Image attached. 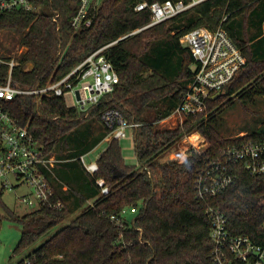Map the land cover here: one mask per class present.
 <instances>
[{"label":"trees","instance_id":"trees-1","mask_svg":"<svg viewBox=\"0 0 264 264\" xmlns=\"http://www.w3.org/2000/svg\"><path fill=\"white\" fill-rule=\"evenodd\" d=\"M167 0H102L90 27L72 26L81 0H32L38 11L12 12L0 16V32L20 37L25 49L13 69V86L24 90L43 89L76 69L90 54L110 45L104 54L112 62L120 82L114 92L86 111L70 109L54 93L17 96L8 110L19 126L27 129L46 148L73 150L65 156L69 170L60 179L69 187L60 210L44 207L8 217L21 226L15 253L37 244L46 234L54 235L18 264H214L210 239L209 207L227 217L234 236H248L264 243V175L250 176L236 166V183L205 202L197 199L195 183L209 162L224 160L232 144L264 139V130L243 137L223 138L215 129L216 115L233 99L264 97V0H207L162 24L151 22L148 10L136 12L141 3ZM252 26L258 29L250 35ZM205 27L227 31L247 61L222 94L208 102V109L187 118L174 129H158L173 114L192 79L195 60L181 39ZM9 68L0 66V84ZM109 110L119 111L133 129L139 166L126 163L120 141L107 127L96 140L89 126L81 136L74 133L89 121L101 125ZM199 132L209 146L191 152L182 163L161 162L164 155L186 136ZM111 141L98 160L99 171L87 174L80 156L92 151L105 137ZM109 188L101 195L97 180ZM5 190L0 192L1 197ZM93 200L92 205L88 204ZM136 209L129 224L123 211ZM82 210L71 218L75 211ZM120 219V224L112 220Z\"/></svg>","mask_w":264,"mask_h":264},{"label":"built area","instance_id":"built-area-1","mask_svg":"<svg viewBox=\"0 0 264 264\" xmlns=\"http://www.w3.org/2000/svg\"><path fill=\"white\" fill-rule=\"evenodd\" d=\"M205 1L207 0H167L152 4L145 2L138 4L135 11H150L151 22L147 27H152L171 20ZM101 2L102 0H81L80 10L73 18L72 26L77 30L90 27L94 12ZM36 10L38 11L32 0H0V16ZM181 44L190 50L195 65L192 79L172 114L182 119L180 124L189 117H196L205 112L209 100L218 98L247 63L242 50L221 27L218 30L197 28L186 34L181 39ZM108 47L110 45L90 54L76 69L55 84L35 90L14 87L12 73L19 62L15 59L0 58V66L6 65L9 68L6 83L0 84L1 190L26 187L28 192L19 196V201L32 211L44 207L60 210L64 207V202L57 196L48 179V172L54 167V160L49 158L44 145L27 129L18 125L8 110V104L17 96L52 92L58 97H63L70 109L86 111L98 105L104 96L114 92L120 82L112 62L104 54ZM102 122L111 130V137L118 141L127 137L128 129L138 127L137 124L129 123L116 110L105 112ZM179 143L170 150L171 153ZM192 151L186 153L180 150L174 158L170 156L172 159L169 161L186 160ZM224 155V160L209 162L198 174L195 183L197 199L205 202L232 187L238 179L237 165L250 176L264 175V139L232 144L226 148ZM84 167L92 176L99 171L97 162L84 164ZM97 186L101 195L109 194V188L103 179L97 180ZM258 204L264 206V199ZM130 210L136 213V209ZM127 211H123L122 215ZM207 216L211 223L210 239L213 244L214 264H264V243H255L248 236L232 235L227 217L219 208L209 207ZM112 220L120 224L119 218L112 217ZM262 229L264 230V223ZM26 264H30L29 261Z\"/></svg>","mask_w":264,"mask_h":264},{"label":"rangeland","instance_id":"rangeland-1","mask_svg":"<svg viewBox=\"0 0 264 264\" xmlns=\"http://www.w3.org/2000/svg\"><path fill=\"white\" fill-rule=\"evenodd\" d=\"M264 26V25H263ZM205 28V27H204ZM264 30V29H263ZM250 35H253L258 29L252 26ZM20 37L9 31L0 32V58L4 60L15 59L19 61L22 52L25 49L20 45ZM193 69V67H192ZM225 107L216 115V122L214 124L217 132L227 139L241 137L244 134H253L264 130V97L256 96L251 99H233L232 102L224 103ZM182 119L178 115H172L168 119L160 122L157 126L158 129H174L180 125ZM185 121V120H184ZM183 121V122H184ZM96 125V127L94 126ZM92 127L96 132L102 125L89 121L86 125L81 126L75 133L74 137L81 136L87 127ZM127 137L120 140V145L125 157L126 163L130 166H139L138 159L135 153V140L133 130H127ZM195 138H194V137ZM106 143L103 146L96 148L89 156H86V163L96 161L95 158L103 151ZM209 146L208 141L199 132H194L188 137L184 138L174 148V152L166 153L161 159V162L174 158L175 154L181 150V152L188 151H200L203 152ZM176 149V151H175ZM172 156V157H170ZM185 160L180 159L179 163ZM0 182V192H1ZM28 192V189L24 186L15 190H5L1 197L0 202V264H18L22 259L38 248L42 243L54 235L61 227L55 228L48 234H46L37 244L31 248L23 251L22 253H15V249L20 241L22 229L16 222L12 221L8 217V211L13 212L15 215L24 216L31 210L24 204L20 203L19 196ZM82 210L75 211L70 219H73L81 213ZM137 213V212H136ZM136 213H133L130 209L124 215L126 221L131 224Z\"/></svg>","mask_w":264,"mask_h":264},{"label":"crops","instance_id":"crops-1","mask_svg":"<svg viewBox=\"0 0 264 264\" xmlns=\"http://www.w3.org/2000/svg\"><path fill=\"white\" fill-rule=\"evenodd\" d=\"M94 126L96 127V125H94ZM92 127L91 126L89 127L90 130H91V136H90L91 140H93V139L96 140L98 137H100L104 133L105 128H106L105 125H102L100 128L97 127L98 130L95 132ZM110 141H111V137L110 136L105 137L92 151H90L89 153H87L85 155L80 156L79 160H80V164L82 165L83 169H85L84 164H87L86 160H85L86 156H89L91 154V152H93L99 146H103L104 143H106V146L103 149V151H105L107 149ZM72 150H73L72 147H66L65 151H61L60 149L56 148L54 151H52L49 154V158L54 160V167L51 169L50 172H48V179H49L50 183L52 184L57 196L64 203H69V204L72 202L73 199H71V200H67L66 199V196H68L69 187H68L67 183L63 182L60 179L59 172L60 171H66V170L70 169L67 166H68V164H71V162H73V160H71V159L66 160L65 158H67V157H65V156H68V154L70 152H72ZM100 154H99V156H100ZM99 156H97V158H95L96 161H92L90 163L97 162ZM166 161H168V160H165V162ZM85 171L87 172L86 169H85ZM87 174H89V173L87 172ZM92 203H93V200L88 202V204H91V205H92ZM30 212H32V210Z\"/></svg>","mask_w":264,"mask_h":264},{"label":"bare ground","instance_id":"bare-ground-1","mask_svg":"<svg viewBox=\"0 0 264 264\" xmlns=\"http://www.w3.org/2000/svg\"><path fill=\"white\" fill-rule=\"evenodd\" d=\"M194 137V136H193ZM195 138V137H194Z\"/></svg>","mask_w":264,"mask_h":264},{"label":"water","instance_id":"water-1","mask_svg":"<svg viewBox=\"0 0 264 264\" xmlns=\"http://www.w3.org/2000/svg\"><path fill=\"white\" fill-rule=\"evenodd\" d=\"M219 96V95H218Z\"/></svg>","mask_w":264,"mask_h":264}]
</instances>
